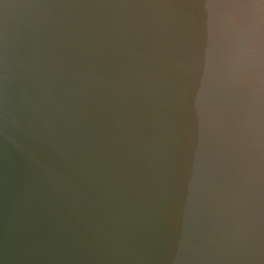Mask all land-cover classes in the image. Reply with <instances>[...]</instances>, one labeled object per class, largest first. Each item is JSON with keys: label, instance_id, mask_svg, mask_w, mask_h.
<instances>
[{"label": "water", "instance_id": "obj_1", "mask_svg": "<svg viewBox=\"0 0 264 264\" xmlns=\"http://www.w3.org/2000/svg\"><path fill=\"white\" fill-rule=\"evenodd\" d=\"M0 264H264V0H0Z\"/></svg>", "mask_w": 264, "mask_h": 264}]
</instances>
